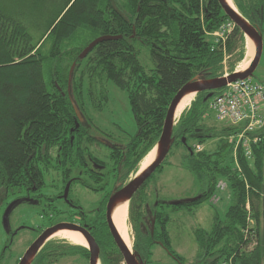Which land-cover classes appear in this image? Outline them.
I'll return each mask as SVG.
<instances>
[{
  "label": "trees",
  "instance_id": "16d2710c",
  "mask_svg": "<svg viewBox=\"0 0 264 264\" xmlns=\"http://www.w3.org/2000/svg\"><path fill=\"white\" fill-rule=\"evenodd\" d=\"M233 3L263 31L264 0ZM227 20L218 0H0V213L19 185L51 170L54 150L64 156L72 137L76 142L90 132L86 112V122L72 132L76 112L70 95L81 111L90 110L88 101L100 110L108 103V82L125 91L137 124L132 146L144 143L137 161L147 155L185 84L200 73L223 76L224 57L237 48L236 60L243 61L247 39L236 25L225 45L211 40ZM102 35L122 38L99 43L79 59ZM143 50L151 67L141 61ZM208 93L195 97L173 133V146L185 147L188 169L206 187L200 200L171 206L208 201L224 180L233 203L223 218L215 215L210 230L195 232L198 263L264 264V129L249 148L236 147L234 163L229 136L240 127L207 123L213 98L205 101ZM216 137L221 138L214 150H197ZM59 245L48 244L40 260L52 263L64 255Z\"/></svg>",
  "mask_w": 264,
  "mask_h": 264
},
{
  "label": "flooded vegetation",
  "instance_id": "af4514ba",
  "mask_svg": "<svg viewBox=\"0 0 264 264\" xmlns=\"http://www.w3.org/2000/svg\"><path fill=\"white\" fill-rule=\"evenodd\" d=\"M259 25L255 26L263 33ZM227 57L230 58L229 55ZM81 112L84 121L76 127V121H79L76 116L75 129L86 122L85 112L87 114L89 110ZM90 122V132L76 142L72 137L66 155L49 158L54 165L50 166L48 180L46 175L28 178V181L16 188V195L7 202L6 208L15 200L19 204L26 203L30 212L42 211L46 220L37 225L36 218L29 216L32 223L13 227L10 216V229L7 233L10 241L21 230H27L34 235L33 243L46 229L59 224H66L68 228L63 229L65 231L58 236L70 232L84 241L78 243L63 236L68 241L60 242L59 252L65 254L50 263L48 258L40 259L43 249L52 242L51 238L38 253L35 264H128L111 228L108 204L111 196L135 177L149 153L137 161L144 150V143L136 142L132 146L136 134L128 140H121L100 130L91 118ZM163 164L165 161L130 198L126 232L130 244L120 235L140 264H165L166 257L172 264H186L185 259L172 248V234L168 230L169 215L165 209L171 206V200L161 196L156 187L149 186L151 178ZM47 184L50 188H47ZM63 260L66 261L61 263ZM166 264H169L167 259Z\"/></svg>",
  "mask_w": 264,
  "mask_h": 264
},
{
  "label": "rangeland",
  "instance_id": "374dc122",
  "mask_svg": "<svg viewBox=\"0 0 264 264\" xmlns=\"http://www.w3.org/2000/svg\"><path fill=\"white\" fill-rule=\"evenodd\" d=\"M235 5V4H234ZM236 7V6H235ZM264 29V24H263ZM263 42H264V30H263ZM212 42L215 43V37H211ZM249 42V40H248ZM247 43V42H246ZM90 44V43H89ZM237 48L235 54L226 60L227 69L231 67V64L237 62L238 51ZM248 43L246 44V54L242 62H237L235 70L241 71L247 68L253 55L248 54ZM147 51L143 50L141 55V61L148 67L152 66V62L147 56ZM225 70V64L223 66V72ZM252 78L255 81H264V50L261 61L254 72ZM106 88L109 94L108 105L103 110H95L88 101L89 105V117L93 120V124L100 130L110 133L111 136L119 138L121 140H128L130 137L137 132L135 116L132 112V108L129 102L128 95L125 91L120 90L113 82H108ZM196 96H194L195 99ZM210 112V111H209ZM210 119L207 121L210 125L214 124L223 128V126L230 125L226 121H218L212 113ZM221 137H216L207 140L203 146L198 147V151L202 149L214 150L215 146L220 143ZM231 141V139H229ZM235 148V152H234ZM58 150L53 151V156H57ZM234 160L236 153V146H233ZM187 151L184 146L178 145L173 146L169 155L166 158L165 164L156 172L151 178V187H156L161 196L168 200H181L189 199L198 196L206 187V182H201L197 177L188 169L186 160ZM145 161V160H144ZM51 170L46 173L47 180L49 178ZM50 181V180H49ZM48 181V183H49ZM50 188V185H46ZM17 191V189H15ZM12 193V196L6 202H9L15 195L16 192ZM215 199L213 200V198ZM5 202V200H3ZM233 203V197L231 189L227 186L224 180L218 185V190L215 195L208 201H204L201 204L184 207L181 209H174L172 206H166L165 209L168 211L170 221L168 223V230L172 234V248L181 257L185 259L186 264H200L198 263V249L195 237V232L199 229L210 230L214 224L215 215H219L223 218ZM28 205L19 204L15 207L11 213V226L16 227L22 223H32L29 216L36 218L37 225L45 223V216L42 211L30 212ZM6 210L5 205L1 209L0 213V264H18L21 257L24 255L26 250L30 247L34 235L32 232L27 230H21L15 238L10 241L5 227L3 225V214ZM53 242H65L67 238L63 236H55L52 238ZM166 257V256H165ZM169 264L172 261L168 259ZM165 259V264H166ZM71 260V259H68ZM66 260H63V263ZM220 264H231V261H223Z\"/></svg>",
  "mask_w": 264,
  "mask_h": 264
},
{
  "label": "water",
  "instance_id": "95a60500",
  "mask_svg": "<svg viewBox=\"0 0 264 264\" xmlns=\"http://www.w3.org/2000/svg\"><path fill=\"white\" fill-rule=\"evenodd\" d=\"M219 4L221 5L224 13L226 16L232 20L237 27L244 33L247 40H251L255 46V55L250 61L249 65L246 69L241 71H234L229 73L228 76H221V77H213L209 78L205 74L200 73L195 76L191 81L183 86V88L176 94L174 99L172 100L168 111L167 116L164 122L163 131L159 140L157 141L154 148L149 152V154L155 150V157L151 163H149L145 168L141 167L138 173L135 175L134 178L119 192L114 193L109 201L108 204V217L111 228L117 238L119 245L125 255V259L128 264H140L139 261L136 259L134 255L131 254L128 246L123 242L120 238V232L118 227L115 223V212L121 206H128L130 198L133 194L145 183V181L152 176V174L157 170L158 167L166 160L167 156L169 155L174 143H175V136L174 127L179 121V117L177 118V110L178 105L182 101V99L186 96L191 94H195L197 96L199 93L207 92L205 101L209 100L213 97L214 91L220 90L224 88L228 83L234 82L238 79H245L252 77L254 72L256 71L264 50V42H263V35L258 26L253 25L243 14L239 12L237 8L231 6L228 0H218ZM121 36H109V35H102L94 39L79 55V59H85L88 54L93 50L95 46L99 43L108 40H119ZM76 67V62L70 69L69 74V84L72 82L74 76V70ZM70 91V88H69ZM71 97V96H70ZM72 99V103L76 112V116L79 121H76V127L79 126V122L84 121L83 114L80 108L77 106L76 102ZM75 128L72 129V132ZM183 142L186 143L185 138ZM148 154V155H149ZM202 194H199L196 197L189 198V199H181V200H171L169 205L178 206V205H185L187 203H194L202 198ZM18 201L15 200L11 202L3 215V225L5 227L6 232H9L10 229V216L13 212L14 208L18 205ZM66 224H59L54 227L48 228L44 231L41 236H39L26 250L24 255L22 256L21 260L18 264H33L38 253L44 248V246L51 240V238L55 237L59 231H62L66 227ZM95 256V255H94ZM93 256V257H94Z\"/></svg>",
  "mask_w": 264,
  "mask_h": 264
},
{
  "label": "built area",
  "instance_id": "2783aa9c",
  "mask_svg": "<svg viewBox=\"0 0 264 264\" xmlns=\"http://www.w3.org/2000/svg\"><path fill=\"white\" fill-rule=\"evenodd\" d=\"M235 29V24L227 20L211 36L216 44H223ZM226 60L228 59L225 55ZM225 76L229 75L226 62ZM210 112L218 121H226L239 126L240 130L229 136L230 142L238 147L241 143L249 148L259 141V131L264 129V81L252 77L228 83L209 103ZM215 197L213 198V200Z\"/></svg>",
  "mask_w": 264,
  "mask_h": 264
},
{
  "label": "bare ground",
  "instance_id": "6f19581e",
  "mask_svg": "<svg viewBox=\"0 0 264 264\" xmlns=\"http://www.w3.org/2000/svg\"><path fill=\"white\" fill-rule=\"evenodd\" d=\"M228 2L231 4V6H233L234 8L235 5L233 3V0H228ZM231 22H233L232 20H230ZM234 23V22H233ZM235 24V23H234ZM247 43H248V49H249V52L248 54L249 55H255V46H254V43L249 40H247ZM223 89V88H222ZM222 89H220L222 91ZM194 96L195 94H191L189 96H186L182 99V101L180 102V104L178 105V110H177V118L181 116V114L187 109L190 107L192 101L194 100ZM155 157V150L152 151L145 159V161L143 162V165L142 167L145 168L149 163L152 162V160L154 159ZM114 218H115V223H116V226L118 227L119 229V232L121 233V235L125 238V240L127 241L128 245L130 244L129 240H128V236L126 234L127 232V218H128V213H127V206H121L119 207L116 212H115V215H114ZM63 231L65 230H62V231H59L56 236H58L59 234H61ZM129 235V234H128ZM62 236H65L67 237L68 239H71L73 241H76L78 243H84L83 239H81L80 237H78L77 235H74L70 232L68 233H63Z\"/></svg>",
  "mask_w": 264,
  "mask_h": 264
}]
</instances>
